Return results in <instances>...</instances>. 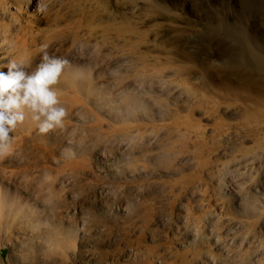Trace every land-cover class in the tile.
<instances>
[{
	"label": "rangeland",
	"instance_id": "374dc122",
	"mask_svg": "<svg viewBox=\"0 0 264 264\" xmlns=\"http://www.w3.org/2000/svg\"><path fill=\"white\" fill-rule=\"evenodd\" d=\"M0 0V70L65 58L63 127L0 159V264H264V0Z\"/></svg>",
	"mask_w": 264,
	"mask_h": 264
},
{
	"label": "clouds",
	"instance_id": "9594fccd",
	"mask_svg": "<svg viewBox=\"0 0 264 264\" xmlns=\"http://www.w3.org/2000/svg\"><path fill=\"white\" fill-rule=\"evenodd\" d=\"M47 5L40 0L37 11L45 12ZM48 45H42V58L34 69L25 71L23 61L10 60L6 71L0 70V159L11 154L12 138L26 114L31 116L39 134L62 128L67 110L61 106L60 93L55 87L60 82L69 61L50 56Z\"/></svg>",
	"mask_w": 264,
	"mask_h": 264
},
{
	"label": "bare ground",
	"instance_id": "6f19581e",
	"mask_svg": "<svg viewBox=\"0 0 264 264\" xmlns=\"http://www.w3.org/2000/svg\"><path fill=\"white\" fill-rule=\"evenodd\" d=\"M0 16H1V13H0Z\"/></svg>",
	"mask_w": 264,
	"mask_h": 264
}]
</instances>
